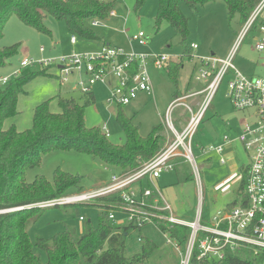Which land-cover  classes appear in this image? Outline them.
<instances>
[{
  "label": "rangeland",
  "instance_id": "rangeland-1",
  "mask_svg": "<svg viewBox=\"0 0 264 264\" xmlns=\"http://www.w3.org/2000/svg\"><path fill=\"white\" fill-rule=\"evenodd\" d=\"M159 3L160 0H146L143 5H139L138 0H118L114 9L118 16L117 19L110 17L105 21H100L96 26L92 21L89 22L91 32L98 37V40L77 37L78 45L76 47L71 45V38L75 35L69 31L66 22L56 20L51 16L45 18L44 25L51 31L50 36L38 32L34 27L23 23L17 15H13L4 29L2 38H0V47L17 46V52L9 60H6L4 65L0 66V78L13 80L16 77L15 73L24 69L21 67V63L25 59L37 62L27 69L39 72L44 68L38 64L42 60H58L62 56L76 52L99 53L104 43H111L137 54L168 56L171 62H182L183 67L178 73V80L175 82L170 76L168 64H165L162 69H157L149 62L148 72L155 97L149 100L146 94V96L140 94L138 99L123 108L126 116L139 127L141 136L147 137L155 127L164 122L165 112L175 94L185 96L199 92L204 86L203 83L195 80L199 66L193 62L191 56H212L214 54L218 58H225V54L234 49L243 26L240 15L232 16L224 0H212L200 4L197 12H192L185 0H180L179 9L188 20L187 33L183 37L174 31L168 21L157 22ZM140 32L145 34L147 44L144 46L139 45L138 42H131V44L130 38ZM257 38L258 33L254 30L251 31L235 51L234 65L236 69L247 76L259 74L258 71L261 70L256 63H259L260 58L256 52ZM191 44H197L198 50H191ZM186 47H188L187 52H185ZM46 71L47 75L38 76L31 81L33 83L29 89L25 88L28 93L19 95L20 100L27 99H22V102L20 101L18 104V109L22 107L21 113L16 119H21V123L17 122L18 130L32 127L33 109L40 101L45 102L47 99H52L50 104L52 113L61 112L58 105L60 96L74 98L79 103H84V94L77 88V84L81 78L87 80L85 75L74 73L67 82L62 83L63 78L58 64L47 67ZM228 81L229 78L221 85L206 114L207 119L205 118L206 120L201 124L193 139L194 156L198 165L204 167L200 172V181L203 188V210L206 214L214 213L218 208L224 209L235 202L240 203L243 199V196L238 193L241 177L227 176L234 175L237 171L239 174L242 166L247 164L248 155L243 148L240 145H236V147L229 145L230 147L223 154L227 160L225 166L220 163L221 155L204 156L203 154L204 149L216 147L224 135L233 136L228 128H234L241 123L243 114L234 110L226 97ZM94 95L95 102L86 108V126L101 130L106 128L110 134L108 139L112 144L125 143L124 130L116 117L117 109L107 103L110 96L109 89L104 85L97 84L94 87ZM173 117L175 120L179 119L183 122V118L188 115L186 116L183 108H178ZM164 128L167 137L172 139L173 136L165 124ZM208 159L210 160L206 161ZM58 170L79 178L80 187H83L84 191L97 189L104 185L103 183H107L113 173H116L88 154L75 150H57L42 156L41 162L35 168L28 170L27 179L33 181L36 176L42 175L48 180H52ZM189 172L191 179L188 181H179L177 173L171 171L161 174L158 182H155L156 185H160L163 197L171 206L173 214L185 222L195 220L200 198L197 179L191 169ZM225 180H229V183L226 184L227 188L218 189V186ZM2 212L11 211H1L0 214ZM100 213V208L93 204L48 209L43 212L37 223L29 226L30 238L33 242L39 237L48 240L66 230L81 234L89 222L93 227L98 226ZM81 217L85 218L86 222L80 221ZM140 235L152 240L158 246V251L152 256L149 264H180L181 259L175 244L168 243L162 233L153 226H147L141 232L130 231L127 242L132 249L129 255H133L141 249L142 246L138 241ZM182 250L184 252V249ZM41 254L43 260H46L45 254L43 252Z\"/></svg>",
  "mask_w": 264,
  "mask_h": 264
},
{
  "label": "trees",
  "instance_id": "trees-1",
  "mask_svg": "<svg viewBox=\"0 0 264 264\" xmlns=\"http://www.w3.org/2000/svg\"><path fill=\"white\" fill-rule=\"evenodd\" d=\"M118 0H0V38L13 15L38 32L49 34L44 20L48 16L64 21L69 31L76 37L98 40L89 26L95 20L105 21L115 11ZM146 0H138L143 5ZM212 0H185L188 8L197 12L198 6ZM229 13L240 15L242 25L248 20L262 0H224ZM180 0H160L157 22L168 21L174 31L183 37L187 33L188 20L179 9ZM186 47L185 52H187ZM17 52V46L0 47V66ZM168 72L176 82L182 69V62H168ZM47 67L39 72L23 69L4 87L0 88V264H149L158 246L152 240L140 235L141 249L129 255L131 247L127 239L131 228L115 226L108 221L107 211L100 210L97 227L86 224L83 233L66 230L51 239L30 238L29 226L37 223L44 211L57 208H40L36 205L83 192L79 178L56 171L53 179L42 175L33 181L27 179L28 170L35 168L42 156L57 150H75L85 153L103 163L117 174L136 170L151 161L168 143L164 122L160 123L147 137L141 136L139 127L124 113V106H115L117 120L124 130L126 141L121 145L112 144L104 130L89 128L85 122L86 108L95 102V96L84 95V103L74 98H58L60 113H52V99L39 104L33 114L32 127L19 131L15 125L5 127L7 120L20 114L19 95L26 93V86L35 78L47 75ZM177 85V84H176ZM4 88V89H2ZM182 96V95H181ZM180 97L175 94L174 98ZM177 130L182 127L177 120ZM204 122V121H203ZM186 163L175 161V171L183 174ZM188 170V169H187ZM244 170L239 195L244 196L247 173ZM179 172V173H178ZM182 177V176H179ZM186 180L191 179L188 173ZM142 188H151L143 181ZM113 199L102 198L100 202L109 207ZM119 204V202H118ZM239 203L229 204L228 210ZM96 206V204H94ZM86 222V221H85ZM172 238L185 245L189 239V229L176 228ZM43 252L46 260H43ZM229 264H264V250L241 247L228 256ZM192 264H197V256Z\"/></svg>",
  "mask_w": 264,
  "mask_h": 264
},
{
  "label": "built area",
  "instance_id": "built-area-1",
  "mask_svg": "<svg viewBox=\"0 0 264 264\" xmlns=\"http://www.w3.org/2000/svg\"><path fill=\"white\" fill-rule=\"evenodd\" d=\"M108 2L112 0H101ZM115 11L110 17H115ZM99 20L93 21L96 26ZM258 33L256 50L264 54V0L254 9L242 26V32L225 58L212 56H191L199 66L195 80L204 84V88L195 93L176 97L164 115V124L173 138L149 162L139 168L125 173H113L104 185L91 191L74 193L64 197L38 204L40 208L63 207L71 205L96 204L100 210L107 211V218L115 226L142 231L147 226L158 229L170 244H175L180 256V264H192L197 256V264H229L227 258L241 247H251L256 251L264 250V78L249 77L236 69L235 51L251 32ZM73 44L76 37L71 38ZM130 42L146 45L147 38L143 32L130 38ZM191 50H198L197 44L190 45ZM44 51L43 49L41 50ZM149 62L157 69H162L170 62L165 55H145L126 52L123 48L104 44L99 53L79 52L60 57L58 60H42L38 64L51 67L58 64L63 82H67L74 73L87 76L80 79L77 88L84 94H91L97 84L106 86L110 91L107 103L111 106H128L138 99L140 94L154 96L151 78L148 72ZM37 64L25 59L22 68ZM264 66V60L262 61ZM21 70L14 76H19ZM228 81V93L232 107L236 111L247 113L249 117L243 122L236 137L225 136L223 144L203 150L204 156L221 155V163L226 164L225 149L232 143H239L248 155L249 168L247 184L242 201L229 210H219L206 220L203 210V188L200 181L202 166H199L193 152V139L206 118L211 104L224 81ZM11 81L0 78V88ZM201 97L198 101L188 100ZM188 101V102H187ZM183 108L186 116L182 130L176 128L173 114ZM250 112V113H249ZM106 137L110 134L103 129ZM181 159L192 170L199 186V206L193 222L177 218L163 197L162 191L155 184L164 172L175 171V161ZM241 181L243 179L242 175ZM143 181H148L151 188H142ZM225 180L218 186L227 188ZM225 186V187H224ZM102 198L113 199L109 207L100 202ZM119 202V204H118ZM13 211V210H10ZM84 222L85 218L81 217ZM176 228L189 229V239L185 245L172 238ZM141 242V239H139ZM184 249V252L183 250Z\"/></svg>",
  "mask_w": 264,
  "mask_h": 264
},
{
  "label": "crops",
  "instance_id": "crops-1",
  "mask_svg": "<svg viewBox=\"0 0 264 264\" xmlns=\"http://www.w3.org/2000/svg\"><path fill=\"white\" fill-rule=\"evenodd\" d=\"M116 13V12H115ZM117 13H116V16L115 17H112L113 19H117ZM110 18V17H109ZM73 37H76V36H73ZM76 39H77V37H76ZM131 43V42H130ZM105 44V43H104ZM107 44V43H106ZM132 44V43H131ZM71 45L73 46V47H76L77 45H78V39H77V43L76 44H73L72 42H71ZM107 45H111V46H115L114 44H111V43H108ZM117 47V46H116ZM147 47V46H146ZM126 48H128V47H126ZM125 51L126 52H129L128 51V49H125ZM130 52H132V51H130ZM231 51H229L228 53H226L225 55L226 56H228L229 55V53H230ZM256 52L260 55V58H259V63L258 62H256L257 63V66L259 67V68H261V70L260 71H258V73L259 74H252V75H250L249 77H260V78H264V66L262 65V61L264 60V54H262V53H259L257 50H256ZM214 55V54H213ZM176 62H178V61H176ZM28 68V67H27ZM27 68H24V69H27ZM87 77V76H86ZM33 82H31L29 85H27L26 87H28V89H29V87H30V85L32 84ZM95 87V86H94ZM94 87H93V89H92V94L94 95ZM205 86H203L202 87V89L204 88ZM201 89V90H202ZM154 90V89H153ZM200 90V91H201ZM26 91V93H28V90L26 89L25 90ZM25 93V94H26ZM195 93V92H194ZM145 95V94H144ZM95 96V95H94ZM146 96V95H145ZM149 100H152L153 99V97H155V93H154V96L153 97H151V96H146ZM226 97H227V94H226ZM53 98V97H52ZM201 97H198V98H194V99H191L189 102H193V101H195V100H199ZM22 99H27V98H22ZM22 99L20 100L19 99V104H20V101L22 102ZM50 99V98H49ZM173 99H174V97H173ZM48 100V99H47ZM229 100V99H228ZM24 102L26 101V100H23ZM230 102V101H229ZM41 103H43V101H40V103L39 104H41ZM38 104V105H39ZM231 104V103H230ZM38 105H36L35 106V108L38 106ZM232 106V105H231ZM19 107V106H18ZM35 108L33 109V114H34V110H35ZM22 110V107H20L19 108V111H21ZM21 113V112H20ZM242 114H243V117H242V120H241V123L240 124H238L237 126H234V128L233 127H229L228 129L231 131V133H232V135L233 136H230V135H224L223 136V138L221 139V141H220V143H218L216 146H219V145H221V144H223V139H224V137L225 136H229V137H232V138H234V137H236L237 136V134L240 132V130H241V127H242V124H243V122H244V120H245V118L247 119L248 117H249V115L247 114V113H243V112H241ZM250 113V112H249ZM17 119V116L16 117H14V118H12V119H10V120H8L7 122H6V128L7 127H10L11 125H15V127L17 128V129H19L18 128V126H19V124H17V122H20L21 123V119L20 120H16ZM206 119H207V116H206ZM205 119V120H206ZM32 122H33V120H32ZM179 124H180V126L182 127V125H185V121L184 122H179ZM182 124V125H181ZM21 125V124H20ZM30 129V128H29ZM25 130H27V129H25ZM19 131H24V130H19ZM169 139V138H168ZM232 146H235L236 147V145H240L239 143H232L231 144ZM230 145V146H231ZM230 146H227L226 147V149H225V151L227 150V148H229ZM241 146V145H240ZM242 147V146H241ZM244 150V149H243ZM225 154V153H224ZM211 158V157H210ZM210 159H208V160H206V161H209ZM177 161H180V162H183L181 159H178V160H176V162ZM184 163V162H183ZM220 163H221V161H220ZM185 164V163H184ZM248 164H249V159H248V162H247V164L246 165H243L242 166V168H241V170H240V173L238 174V171H237V173H235L234 175H227L228 177H232V178H236L235 176L236 175H242V176H244V170L247 168V166H248ZM187 165V164H186ZM221 165H223V166H225V165H227V163L226 164H222L221 163ZM188 169V170H187ZM187 169H185V170H183V174H179V176H182V177H179L178 176V178H179V181H188V180H186L187 178V175H188V173H190L189 172V170H190V167L187 165ZM202 169H204V167L202 166ZM174 172H176V171H174ZM177 173V172H176ZM179 173V172H178ZM178 175V174H177ZM238 177V176H237ZM241 177V176H240ZM158 180H159V178L155 181L156 183L158 182ZM190 180V179H189ZM107 182V181H106ZM148 182V181H147ZM224 182V181H223ZM242 181H240V184H239V189H240V186H241V183ZM104 184V183H103ZM157 186L160 188V190H161V187H160V185H158L157 184ZM239 189H238V193H239ZM240 194V193H239ZM219 210H228V207L226 206L224 209H216V211L214 212V213H210V212H208L207 214L205 213V218H206V220H208L209 221V219L211 218V216L212 215H214L217 211H219Z\"/></svg>",
  "mask_w": 264,
  "mask_h": 264
},
{
  "label": "water",
  "instance_id": "water-1",
  "mask_svg": "<svg viewBox=\"0 0 264 264\" xmlns=\"http://www.w3.org/2000/svg\"><path fill=\"white\" fill-rule=\"evenodd\" d=\"M2 213H6V212H2Z\"/></svg>",
  "mask_w": 264,
  "mask_h": 264
}]
</instances>
